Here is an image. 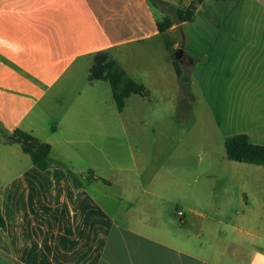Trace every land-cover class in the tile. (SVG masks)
I'll return each instance as SVG.
<instances>
[{
  "label": "crops",
  "instance_id": "1",
  "mask_svg": "<svg viewBox=\"0 0 264 264\" xmlns=\"http://www.w3.org/2000/svg\"><path fill=\"white\" fill-rule=\"evenodd\" d=\"M192 1L0 0V39L19 48L0 46V130L47 144L54 162L41 171L20 157L25 169L0 186V264H264V166L231 161L234 170L207 177L154 173L146 185L135 173L119 198L130 203H118L111 215L80 182L62 189L55 167L74 176L56 151L61 144L103 145L125 130L111 85L90 77L94 57L107 54L145 94L143 82L167 80L152 68L175 73L179 47L167 35L195 18L197 52H183L182 72L196 71L201 92L226 71L221 98L233 94L240 102L226 100L219 114L245 122L229 137L244 134L264 146V0H202L191 21H174L171 12ZM222 5L228 19L239 20L236 33L219 28ZM164 19L172 25L160 31ZM222 34L228 42L216 39ZM236 35L240 41L231 42ZM142 69L145 81L136 78ZM10 143L2 139L0 147ZM201 180L213 188L201 189Z\"/></svg>",
  "mask_w": 264,
  "mask_h": 264
},
{
  "label": "rangeland",
  "instance_id": "2",
  "mask_svg": "<svg viewBox=\"0 0 264 264\" xmlns=\"http://www.w3.org/2000/svg\"><path fill=\"white\" fill-rule=\"evenodd\" d=\"M226 10L222 5L218 11L219 28L224 30L231 27L236 33L239 20L228 19ZM171 17L176 21L173 11ZM197 30L198 20L195 18L167 35V38L178 44V50L195 55ZM228 38L224 34L216 35V39L223 43L228 42ZM239 41V35L231 36V42ZM152 69L157 74L156 77L167 75L166 84L162 85L164 81L156 83L155 79L143 82L145 94H132L125 100L122 113L125 124L123 132H114L113 139L103 145L99 143L85 146L75 143L61 144L56 148L57 152L68 159L66 164L79 180L75 181L68 168L57 163L55 167L63 173L60 179L61 188H77L81 183L88 190L87 198L90 197L93 204L100 207L99 211L107 210L109 215L118 203H130L119 202V198L124 187L133 186L135 173L141 174V182L146 185L147 178L154 173L188 171L207 177L206 175L211 176L216 171L234 170V163L225 155L223 139L242 131L245 122L237 121L236 116L229 111L224 115L219 114L221 106L227 100L221 98V90L228 85L227 72L217 75L219 80L215 84L203 82V91L200 92L196 71L187 73L188 70L184 68L186 72L183 76L188 82L179 89V81L172 69L166 68L162 73L156 67ZM168 75L172 77L171 80ZM136 78L145 81L143 69ZM217 86H220V91ZM212 96H215L214 102ZM232 96L233 94L227 102L235 99ZM234 102L239 104L240 100L237 98ZM2 139L4 134L0 130V140ZM10 144L13 147H0V186L9 177L25 169L24 163L18 160L20 157L28 165H32L18 142ZM14 149L15 151H11ZM201 182V189L213 188L210 182ZM0 234L3 238L4 233L1 231ZM0 247L4 249L3 240Z\"/></svg>",
  "mask_w": 264,
  "mask_h": 264
},
{
  "label": "trees",
  "instance_id": "3",
  "mask_svg": "<svg viewBox=\"0 0 264 264\" xmlns=\"http://www.w3.org/2000/svg\"><path fill=\"white\" fill-rule=\"evenodd\" d=\"M202 0H193L185 10H176L175 16L178 23L191 21L196 7ZM172 25V21L164 19L158 23V29L164 31ZM175 73L182 85L187 84L184 72H182L178 62H173ZM92 80H106L112 88L113 99L118 111H121L125 100L132 94L142 95L143 89L131 80H128L124 71L105 53H99L94 57V64L90 70ZM7 135H4L6 142ZM11 137L16 139L21 145L22 151L27 154L32 164L39 170L45 171L53 167L54 162L50 158V147L37 140L28 133L20 130L13 132ZM226 156L230 161L237 163H248L264 166V146L253 145L244 134L228 137L224 143ZM72 176V175H71ZM76 181V178L72 176ZM5 224L0 214V228L4 229Z\"/></svg>",
  "mask_w": 264,
  "mask_h": 264
},
{
  "label": "clouds",
  "instance_id": "4",
  "mask_svg": "<svg viewBox=\"0 0 264 264\" xmlns=\"http://www.w3.org/2000/svg\"><path fill=\"white\" fill-rule=\"evenodd\" d=\"M0 46L8 47L12 51H18L19 50L18 46H14L10 42L5 41L3 39H0ZM253 264H257V262L254 260Z\"/></svg>",
  "mask_w": 264,
  "mask_h": 264
},
{
  "label": "water",
  "instance_id": "5",
  "mask_svg": "<svg viewBox=\"0 0 264 264\" xmlns=\"http://www.w3.org/2000/svg\"><path fill=\"white\" fill-rule=\"evenodd\" d=\"M182 59H183V51L178 50L175 54V61L180 63ZM8 140L12 142H16V139L11 136L8 137Z\"/></svg>",
  "mask_w": 264,
  "mask_h": 264
},
{
  "label": "built area",
  "instance_id": "6",
  "mask_svg": "<svg viewBox=\"0 0 264 264\" xmlns=\"http://www.w3.org/2000/svg\"><path fill=\"white\" fill-rule=\"evenodd\" d=\"M178 215L180 216L181 214H180V213H178Z\"/></svg>",
  "mask_w": 264,
  "mask_h": 264
}]
</instances>
